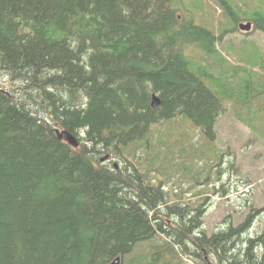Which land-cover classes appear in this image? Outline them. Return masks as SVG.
<instances>
[{"label":"trees","instance_id":"16d2710c","mask_svg":"<svg viewBox=\"0 0 264 264\" xmlns=\"http://www.w3.org/2000/svg\"><path fill=\"white\" fill-rule=\"evenodd\" d=\"M244 20L264 0H0V264H264V205L203 222L225 103L261 121L264 51L217 47Z\"/></svg>","mask_w":264,"mask_h":264},{"label":"rangeland","instance_id":"374dc122","mask_svg":"<svg viewBox=\"0 0 264 264\" xmlns=\"http://www.w3.org/2000/svg\"><path fill=\"white\" fill-rule=\"evenodd\" d=\"M208 11L212 12L211 9ZM214 15L216 17L219 16V9ZM240 22H245V20ZM253 45L257 52L263 53V33L253 29L248 32H240L237 29V31H229L225 34L217 46L218 50L222 52H232V50H229L230 48H233L235 52H246L247 50H252ZM244 48H247V50H244ZM228 58H234V64L236 65L242 63L240 57L228 55ZM0 83L7 84L11 82L7 76L0 74ZM225 105L228 106V109L217 120L216 132L218 139L215 143L220 150L226 151L223 156V164L225 166L229 161L228 158H233V164L227 165L225 176L222 177V175L221 178L224 179L222 182H229L231 189H234H232L227 197H222L218 194L209 200L210 203L203 216V222L210 232L225 219L226 215H231V224L235 226L242 222L248 214H254L255 209L264 205V135L259 134V130L264 131V97L257 99L255 104L256 107H260L257 112L261 120L258 124H256V120L254 122L255 126H258L257 132L248 125L239 122L232 115L233 109L229 100ZM252 105L255 107L254 104ZM229 151H233L232 156H229L231 155ZM245 186L248 187L247 191L244 190ZM258 217L256 214L253 215L252 222L254 224L259 220ZM261 222H264V218Z\"/></svg>","mask_w":264,"mask_h":264},{"label":"water","instance_id":"95a60500","mask_svg":"<svg viewBox=\"0 0 264 264\" xmlns=\"http://www.w3.org/2000/svg\"><path fill=\"white\" fill-rule=\"evenodd\" d=\"M239 28L241 30L248 31L251 28V23L250 22H247L245 24L241 23V24H239ZM159 102H160V99L157 96H155L154 94H152L151 106L155 107L156 105L159 104ZM56 135L59 139H64L65 141H67L72 146L78 145L76 138L71 133H69L67 130H61V131L56 130ZM104 158H106V156L102 157L101 160H103ZM104 264H121L120 257L117 256V257L113 258L111 261L106 262Z\"/></svg>","mask_w":264,"mask_h":264},{"label":"bare ground","instance_id":"6f19581e","mask_svg":"<svg viewBox=\"0 0 264 264\" xmlns=\"http://www.w3.org/2000/svg\"><path fill=\"white\" fill-rule=\"evenodd\" d=\"M206 2V1H205ZM210 9V8H209ZM208 10V9H207ZM228 23V22H227ZM74 47V46H73ZM76 47V46H75ZM80 49V48H79ZM83 55V54H82ZM155 93V92H154ZM78 98V97H77ZM150 133V132H149Z\"/></svg>","mask_w":264,"mask_h":264}]
</instances>
